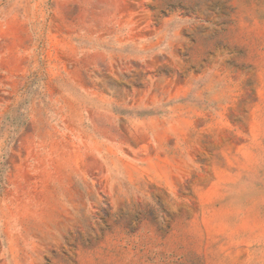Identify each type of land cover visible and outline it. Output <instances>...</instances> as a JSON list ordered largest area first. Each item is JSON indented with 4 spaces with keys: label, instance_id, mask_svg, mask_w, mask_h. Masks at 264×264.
Here are the masks:
<instances>
[{
    "label": "rangeland",
    "instance_id": "rangeland-1",
    "mask_svg": "<svg viewBox=\"0 0 264 264\" xmlns=\"http://www.w3.org/2000/svg\"><path fill=\"white\" fill-rule=\"evenodd\" d=\"M0 264H264V0H0Z\"/></svg>",
    "mask_w": 264,
    "mask_h": 264
}]
</instances>
